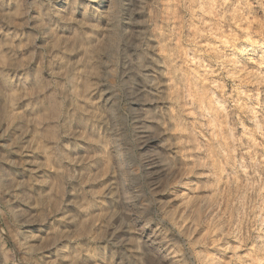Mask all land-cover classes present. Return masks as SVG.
<instances>
[{"label":"rangeland","instance_id":"374dc122","mask_svg":"<svg viewBox=\"0 0 264 264\" xmlns=\"http://www.w3.org/2000/svg\"><path fill=\"white\" fill-rule=\"evenodd\" d=\"M0 264H264V0H0Z\"/></svg>","mask_w":264,"mask_h":264},{"label":"bare ground","instance_id":"6f19581e","mask_svg":"<svg viewBox=\"0 0 264 264\" xmlns=\"http://www.w3.org/2000/svg\"><path fill=\"white\" fill-rule=\"evenodd\" d=\"M109 32V31H108ZM82 54V53H81ZM68 77V76H67ZM97 84V83H96ZM95 85V84H94ZM96 87V86H95ZM100 87V86H99ZM91 90V89H90ZM100 91V90H99ZM99 93V92H98ZM96 96V95H95ZM150 161V160H149ZM238 162V161H237ZM236 162V163H237ZM209 171V170H208ZM11 191V190H10ZM11 193V192H10ZM12 196H10V197H12L13 198V200L11 201L12 202V205L13 206H18L17 205V202H20L21 200H22V197H21V192L20 193H17V194H11ZM237 197V196H236ZM211 210H213V207H211L210 209H209V211H211Z\"/></svg>","mask_w":264,"mask_h":264},{"label":"clouds","instance_id":"9594fccd","mask_svg":"<svg viewBox=\"0 0 264 264\" xmlns=\"http://www.w3.org/2000/svg\"><path fill=\"white\" fill-rule=\"evenodd\" d=\"M241 16V20L239 23L236 24V27L239 28L241 26V24H243L246 20V17L243 16V13H240ZM221 19H223V17H221Z\"/></svg>","mask_w":264,"mask_h":264}]
</instances>
